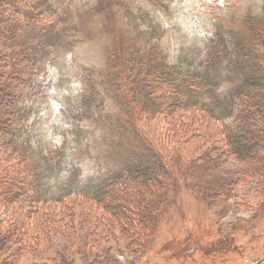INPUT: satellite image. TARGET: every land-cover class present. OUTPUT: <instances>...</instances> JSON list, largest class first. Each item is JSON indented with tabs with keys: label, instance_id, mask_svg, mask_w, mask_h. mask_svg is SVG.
<instances>
[{
	"label": "rangeland",
	"instance_id": "obj_1",
	"mask_svg": "<svg viewBox=\"0 0 264 264\" xmlns=\"http://www.w3.org/2000/svg\"><path fill=\"white\" fill-rule=\"evenodd\" d=\"M64 3L65 14L60 21L63 39L56 49L60 67L56 68L52 63L47 65L49 72L40 80L39 96L35 97L38 103L34 100L38 107L30 118V123L35 122L37 136L48 144H44L45 147L53 145L51 143L60 144L70 135L69 117L83 97L82 93L87 91L83 84L87 66L97 70L101 66L102 69L107 67L109 57L114 61L112 55H115V60L120 59V63L124 60L129 68L140 57L128 58L129 53L124 55L121 50L128 52L132 50V44L138 42L140 46L141 41L161 43V51L169 56H177L183 51L195 54L194 48L200 52L205 47L217 21L226 24L233 21L232 12L241 16L247 12L264 15V0H159L161 8L149 0H64ZM0 10V74H5L3 65L10 58L14 61L15 57L20 59L21 56L11 50L14 44L2 30L7 21L3 17L6 9L0 7ZM140 21L143 24L151 21L155 29L157 26L156 32L149 36L138 35ZM119 51L123 55L118 54ZM257 92L255 101L264 106V86ZM162 94L168 102L174 101L166 90ZM2 103L7 109L10 99L5 97ZM106 110H117L110 98L106 99ZM177 112L168 113L167 118L173 123L168 129L177 127L173 119L178 123L182 116ZM189 115L197 119L196 115ZM94 119L81 121L79 129H83L82 133L93 131L97 136L102 135V130L96 129L98 123ZM166 122L163 114L156 113L148 121L150 136L159 139ZM184 122L191 125L189 120ZM207 125L211 130L215 128L211 123ZM195 131L200 137L198 129ZM181 132L166 133L170 137L169 143L180 141V152L191 155L184 163L181 159L180 165H176V175L167 181L162 211L153 216L157 220L156 228L147 240H144L145 233L139 236V241L133 236L134 232L144 228L136 216L140 206L126 202L137 194L141 179L124 187L126 200H122L123 195L116 198V204L109 200L104 209L76 197L60 203L50 202L39 215H32V221H28L23 220L20 210L25 208L23 193L33 194L32 188H21V182L25 184V180L12 172L0 174V264H251L263 258L264 134L256 131L249 144L256 150V156L253 155L256 159L241 165L236 157L221 153L220 146L205 147L210 144L197 142L195 148L190 141L187 146ZM214 134L215 139L205 141L220 145V138L216 139L218 133L214 131ZM95 139L94 135L88 140L89 147L79 159L86 179L113 167V163L105 162L109 160L105 156V144L98 145ZM9 160L15 159L0 154V172L14 165L9 164ZM139 162L145 163L143 159ZM6 184H9L7 188ZM157 190L150 188L146 192L144 197L148 200L140 202L141 206L144 204L142 209H150V204L155 210L150 197ZM109 206L113 207L108 209ZM119 207L127 213L125 217L120 215ZM251 218H254L253 222ZM25 221L30 222L31 227ZM244 221L250 222L252 227L243 225ZM220 241L224 243L221 245ZM218 248L221 252L212 250Z\"/></svg>",
	"mask_w": 264,
	"mask_h": 264
},
{
	"label": "trees",
	"instance_id": "obj_2",
	"mask_svg": "<svg viewBox=\"0 0 264 264\" xmlns=\"http://www.w3.org/2000/svg\"><path fill=\"white\" fill-rule=\"evenodd\" d=\"M149 1L161 8L159 0ZM0 7L6 9L3 17L7 18L2 30L14 44L11 50L21 56L20 59L15 57L14 61L10 58L3 65L5 74H0V154L15 159L9 160V164L14 165L7 166L0 174L12 172L25 180V184L21 182V188H32L31 195L22 192L26 197L25 208L20 210L23 220L32 221V215H39L50 202L60 203L76 197L104 209L109 200L116 204V198H121L129 182L133 184L141 179L138 189L136 187L137 194L131 200H126L123 195L122 200L140 206L136 216L144 228L134 232L133 236L139 241V236L145 233L144 240H147L156 228L157 220L153 216L162 211L167 181L176 175V165L182 160L184 163L191 155L180 152V141H175L172 147L166 133L182 131L183 143L188 146L190 141L195 148L197 142L210 144L205 147L220 146L221 153L236 157L241 165L256 159V150L249 144L256 131L264 134V106L255 101L257 91L264 86V15L247 12L241 16L232 12L233 21L229 24L217 21L205 47L200 52L194 48L195 54L183 51L177 56H169L161 51V43L150 40L149 44L141 41L140 46L146 48L137 42L128 52L121 50L124 55L129 53L128 58L140 57L129 68L124 60L122 63L120 59L115 60V55H112L114 61L109 57L107 67L102 69L101 66L98 70L87 66L83 79L87 91L82 93L83 97L69 117L70 135L60 144L51 143L53 145L45 147L46 143L37 136L35 122L30 123V118L38 107L34 100L37 102L35 97L39 96L40 80L49 72L47 65L52 63L56 68L60 67L56 49L63 39L60 21L65 14V3L64 0H0ZM156 29L151 21L142 23L138 35L149 36ZM164 90L174 97L172 103L164 99ZM5 97L10 99L7 109L2 103ZM107 98L113 101L117 110L105 111ZM174 111L182 116L178 123L173 119L176 128L168 129L173 124L167 118L168 113ZM156 113L163 114L167 120L159 139L152 138L148 128V121ZM189 114L196 115L197 119ZM93 117L98 123L96 129L102 130L100 136L93 131L82 133L83 129H79L82 120ZM231 118L232 121L227 122ZM187 120L191 125H185ZM207 123L215 128L211 130ZM183 127L186 129L181 130ZM197 129L200 137H197ZM214 131L218 133L216 139L220 138V145L211 144L215 139ZM94 135L98 145L105 144V156L109 158L105 162L113 163V167L86 179L79 159ZM69 138L73 140L69 141ZM207 138L211 140L206 142ZM140 159L145 161L143 165ZM50 186H53L52 190ZM150 188L158 189L150 197L155 210L150 204V209H142L144 204L140 205L141 201L148 200L144 195ZM117 210L122 217L127 214L121 207ZM250 220L253 222L254 218ZM28 221L24 223L31 227ZM243 225L252 227L250 222L244 221ZM223 243L220 241L219 244ZM212 250L221 252L219 248Z\"/></svg>",
	"mask_w": 264,
	"mask_h": 264
},
{
	"label": "water",
	"instance_id": "obj_3",
	"mask_svg": "<svg viewBox=\"0 0 264 264\" xmlns=\"http://www.w3.org/2000/svg\"><path fill=\"white\" fill-rule=\"evenodd\" d=\"M263 263H264V257L259 259V260H257V261H255V262H253V263H251V264H263Z\"/></svg>",
	"mask_w": 264,
	"mask_h": 264
},
{
	"label": "bare ground",
	"instance_id": "obj_4",
	"mask_svg": "<svg viewBox=\"0 0 264 264\" xmlns=\"http://www.w3.org/2000/svg\"><path fill=\"white\" fill-rule=\"evenodd\" d=\"M264 264V263H263Z\"/></svg>",
	"mask_w": 264,
	"mask_h": 264
}]
</instances>
